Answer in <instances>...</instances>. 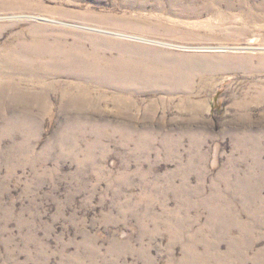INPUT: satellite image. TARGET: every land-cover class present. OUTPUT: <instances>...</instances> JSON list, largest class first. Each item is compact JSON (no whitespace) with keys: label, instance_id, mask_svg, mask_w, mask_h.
<instances>
[{"label":"rangeland","instance_id":"obj_1","mask_svg":"<svg viewBox=\"0 0 264 264\" xmlns=\"http://www.w3.org/2000/svg\"><path fill=\"white\" fill-rule=\"evenodd\" d=\"M0 264H264V0H0Z\"/></svg>","mask_w":264,"mask_h":264}]
</instances>
